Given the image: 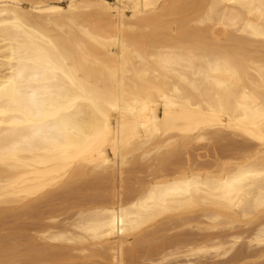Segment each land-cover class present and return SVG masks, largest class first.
<instances>
[{
  "label": "bare ground",
  "instance_id": "bare-ground-1",
  "mask_svg": "<svg viewBox=\"0 0 264 264\" xmlns=\"http://www.w3.org/2000/svg\"><path fill=\"white\" fill-rule=\"evenodd\" d=\"M27 1L0 0V210L63 204L91 174L112 183L106 200L68 204L72 216L41 233L68 246L67 264H133L132 241L149 230L165 241L143 263L264 260V0ZM225 133L242 139L237 154L187 155ZM179 151L182 167L123 190L136 159L163 155L164 170Z\"/></svg>",
  "mask_w": 264,
  "mask_h": 264
},
{
  "label": "rangeland",
  "instance_id": "rangeland-1",
  "mask_svg": "<svg viewBox=\"0 0 264 264\" xmlns=\"http://www.w3.org/2000/svg\"><path fill=\"white\" fill-rule=\"evenodd\" d=\"M27 0H25V2H26ZM64 1V0H63ZM66 1V0H65ZM64 1V2H65ZM108 1H110V2H113L112 0H108ZM24 2V0H20V3H21V5L22 6H27L28 5V1H27V3H25ZM182 14H184V16L182 15ZM183 17H182V16ZM185 15H186V13H183V12H181V13H179V18H180V20L182 21V19L185 17ZM174 17V19L175 20H173V18H172V16L171 17H168V19L166 18L165 19V22H168L169 20H170V23H173L172 24V26L171 27H174V26H178L179 27V25L177 24V21H178V23L179 24H181V21L178 19V14H176V16L175 15H173ZM172 18V19H171ZM175 21V22H171V21ZM169 23V22H168ZM171 25V24H170ZM177 28V27H176ZM227 137V138H226ZM231 136L229 135V133L227 134V133H225L224 135H222L221 137H219V138H217V139H215L213 142H211V143H207V142H202V143H197L196 145H194L193 147H194V149H193V147H190L189 149H188V154L187 155H190L192 158H193V156H194V158H195V156L197 155H199V158L196 156V159H198L197 160V162H196V164L197 165H206L207 163H211V162H213L215 159H222V160H224V159H227V158H229V156H231V155H233V154H237L238 152L236 151V150H234L233 149V146H232V143H233V145L236 143V142H238V140L239 141H241L242 139H240V137H237V136H235V137H231ZM229 139H231L229 142H228V140ZM232 141V142H231ZM234 141V142H233ZM231 143V144H230ZM227 144H230V146H232V148H228V147H230L229 145H227ZM228 146V147H227ZM182 152V153H181ZM183 151H179L177 154L175 153V154H172V155H170V156H167L166 158L168 159V163H167V168H166V166L164 167V170H162L163 168H160L159 167V161L161 160V158H163V155L162 156H160L159 158H157V159H155L154 157L152 158H149V160L147 159H145V160H141L142 162L140 163V160H138V159H136L137 161V163L135 164V165H130V166H128L126 169H125V171H124V176H126L127 175V179H126V177H124L123 176V178H124V182H122L123 184H122V188H123V190H128V192L127 193H131L133 190H136V189H138L140 186H143L144 184H145V182H147L148 181V179L149 178H147V177H150L151 176V174L152 175H154L153 173L154 172H157L156 173V175H160V174H166L167 172L169 173V172H172L173 170H175V169H178V168H180V167H182L183 165H184V163H185V158H186V156H184L183 157ZM185 155V154H184ZM165 157V156H164ZM172 157V158H171ZM201 157V158H200ZM152 159V160H151ZM153 160H154V162H153ZM156 160V161H155ZM184 160V161H183ZM151 161V162H150ZM149 162V163H148ZM158 162V163H157ZM179 163L180 162V164H175V163ZM153 163V164H152ZM174 163L175 164V166H174V164L172 165V164ZM142 165V166H141ZM150 165H152V166H150ZM157 165V166H156ZM171 165L172 167H174V168H172L171 166V168L169 167V166ZM134 166V167H133ZM142 168H141V167ZM145 166V167H144ZM130 167V168H129ZM137 167V168H136ZM153 167V168H152ZM152 168V169H151ZM169 168H170V170H169ZM149 169V170H148ZM156 171H155V170ZM162 171V172H160V171ZM167 170V172L165 173L164 171H166ZM87 171H89L88 169H87ZM87 171H86V173H87ZM152 171V172H151ZM131 173V174H130ZM87 175V174H86ZM80 176L81 177V179H78V178H80V177H77L75 180L77 181V179L81 182H79V181H77V183H74L73 185L71 184L67 189L69 190V193H67V198L69 199H66L64 202H63V204L62 203H59L58 201V203L57 202H55V200L57 199V197H54L53 198V200H52V198H45V200L44 199H41V200H37V201H35V202H33V203H31L32 205H30V207L29 206H27V207H24L23 208V204H20V205H17V206H15V207H6V208H2L1 210H0V241H2V242H0V244H2V245H0V249L2 250V252H3V254H2V252L0 251V255H4V256H0V261H2V262H0V264H56L57 262H55L54 260H57L58 259V257L60 258L59 260L60 261H58V263L57 264H67V263H65V261H66V259H64V256H65V252H66V254L69 252L68 251V246H64L63 245V249H61V250H59V251H57L58 249H57V242L56 243H53L52 241H51V243H49L50 241H45V239H43V237H41L42 236V231H44L43 229H45V231H47V230H49V229H53V227H54V229H57V219H59V217H60V219L58 220V221H63V218H64V220L65 219H67L66 217L68 216V218L70 217V216H72L71 214H73V212H75L77 209H79V208H81L80 207V205L79 204H82L81 206L82 207H85V206H87V205H92V203H94V202H96V200L98 199V196H99V198L100 199H98L97 200V202H96V204L95 205H97V204H99V203H101V202H104L106 199H105V197L110 193V191L112 190V183H107V182H104L105 180H104V178L103 177H99V176H96L95 178H94V176L95 175H91V174H88V176ZM131 175V176H130ZM148 175H150V176H148ZM90 176V177H89ZM91 176H92V178H91ZM84 177H86L85 179H84ZM98 177V178H97ZM94 178V179H93ZM129 178V179H128ZM91 179V180H90ZM147 179V180H146ZM96 180V181H95ZM75 181V182H76ZM93 181H95V182H93ZM135 181V182H134ZM89 182V183H88ZM92 182V183H91ZM100 182H102V183H100ZM104 182V183H103ZM139 182H140V184H139ZM94 183V184H93ZM105 183H107V184H105ZM142 183V184H141ZM80 184V185H79ZM89 184H90V186H89ZM92 184V185H91ZM102 186V187H104V189L100 186V185ZM138 184H139V186H138ZM76 185H78V186H81V187H79V189L77 190V187L78 186H76ZM84 185H86V187H88V188H86V187H84ZM88 185V186H87ZM105 185H106V188H105ZM76 186V187H75ZM92 186V187H91ZM94 186V187H93ZM107 186H108V188H107ZM130 186V187H129ZM138 186V187H137ZM134 187H136V188H134ZM75 188V189H74ZM84 188H86V189H88L89 190V188H90V190L87 192V190L86 189H84ZM99 189H101V190H99ZM103 189V190H102ZM106 189V190H105ZM110 189V190H109ZM73 190V191H72ZM95 190V191H94ZM132 190V191H131ZM99 191L101 192V196H100V194H99ZM126 191H124V192H126ZM96 194H95V193ZM83 193V194H82ZM85 193V194H84ZM86 193H87V196H86ZM93 193L95 194V196L93 195ZM103 193V194H102ZM99 194V195H98ZM84 195V196H83ZM93 195V196H92ZM105 195V196H104ZM71 196V197H70ZM103 196V198H101ZM76 197V198H75ZM78 197H81V198H78ZM86 197H87V199H86ZM90 197H91V199H93V200H91L92 201V203H91V201L89 200L90 199ZM93 197H95V198H93ZM75 198V199H74ZM55 199V200H54ZM73 199V200H72ZM82 199V201H79V200H81ZM96 199V200H95ZM105 199V200H104ZM44 200V201H43ZM75 200H76V202L77 203H75ZM47 201V202H46ZM55 202V203H57V204H55V203H53V202ZM72 203H71V202ZM73 201H74V203H73ZM79 201V202H78ZM52 202V203H51ZM70 202V203H69ZM82 202V203H81ZM86 203V204H85ZM59 204V205H58ZM68 204H71V205H73L74 204V206H70V205H68ZM78 204V205H77ZM93 204V205H94ZM62 207H61V206ZM77 205V206H76ZM85 205V206H84ZM65 206H66V208H65ZM69 206H70V208H73V209H70L69 208ZM75 206H76V209H75ZM59 207V208H58ZM79 207V208H78ZM19 208V209H18ZM21 208V209H20ZM63 210V211H61V209ZM70 209V211H72V210H74L73 212H70L69 211V209ZM5 209V210H4ZM7 209V210H6ZM9 209V210H8ZM27 210V211H23V210ZM29 209V210H28ZM64 209H66V210H64ZM68 209V210H67ZM12 211L11 213L9 212V211ZM18 210V211H17ZM20 210H22V211H20ZM6 211H8L7 212V214H6ZM13 211H14V215H11V214H13ZM16 211V212H15ZM59 211H61V212H59ZM65 211V212H64ZM67 211V212H66ZM5 212V213H4ZM21 214H20V213ZM58 212V213H57ZM10 213V214H9ZM16 213H18V215L16 214ZM24 213V214H23ZM63 213V214H62ZM70 213V214H69ZM1 214H2V216H1ZM60 215V216H59ZM16 216V217H15ZM52 219H53V221H55V224H54V222H52L53 223V225L51 224V221H52ZM50 225V226H49ZM55 225V226H54ZM46 227H48V228H46ZM151 230H149L148 232H150ZM148 232H146V234L143 236H140V237H142L141 239L140 238H135L133 241H132V248L134 247V246H136V247H134L133 248V250L132 251H134L135 250V252L133 253L132 251H130L131 253H128L127 254V256L126 257H128L127 259L129 260V261H131V263H133V264H141V263H143V261H141V260H143V259H146V258H148V257H150V255L152 254V252L150 251V249H152V248H149V250H148V248H146V247H148V246H154L155 244L157 245H159V243L160 242H164L165 240H163L164 238H165V236L163 235V234H165L164 232L163 233H157V234H155L154 236L153 235H149V234H147ZM185 232H187V230L186 231H184V232H179L180 234L181 233H185ZM190 231L188 230V232L187 233H189ZM212 232V233H211ZM216 232H217V234H218V230H216V231H209V234H213V235H216ZM178 233V234H179ZM207 234V233H206ZM147 235H149L148 237H147ZM159 235V236H158ZM150 236H152L151 237V239L149 238ZM155 236H157V237H155ZM161 236V237H160ZM41 237V238H40ZM149 238V239H148ZM158 238V239H157ZM162 238V239H161ZM4 239V240H3ZM5 239H6V241H5ZM146 241H144V240ZM147 239H148V241H147ZM154 239V241H151L150 242V240H153ZM155 239H157V241L158 242H156L155 241ZM161 239V240H160ZM7 241H8V243H7ZM139 241H140V245L139 244H135V242L136 243H139ZM143 242V243H142ZM148 242H150V244L148 243ZM153 242V243H152ZM3 243H5L4 245H3ZM147 243V245H145ZM53 244H54V246H53ZM134 244V245H133ZM144 246H143V245ZM152 244V245H151ZM154 244V245H153ZM42 245H44L43 247H42ZM45 245H47V247L45 246ZM137 245H139L138 247H137ZM9 247L8 249L7 248H5V250H4V247ZM13 246V247H12ZM14 246H15V248H14ZM34 246V247H33ZM42 248H41V247ZM33 247V248H32ZM39 247V248H38ZM56 247V248H55ZM3 248V249H2ZM13 248V249H12ZM29 248H30V250H29ZM65 248H66V250H65ZM147 250H146V249ZM11 249V250H10ZM17 249V250H16ZM39 250L40 251V254H38V252L37 251H35L34 252V250ZM42 249V250H41ZM53 249V250H52ZM14 250V251H13ZM33 250V251H32ZM49 250V251H48ZM62 250L64 251L65 250V252H62ZM7 251V252H6ZM11 251V252H10ZM16 251V252H15ZM17 251H18V254H17ZM23 251V252H22ZM33 252V253H31V252ZM51 251V252H50ZM68 251V252H67ZM145 251V252H144ZM147 251H149V252H147ZM14 252V253H13ZM21 252V253H20ZM62 252V254H60ZM13 253V254H12ZM17 255H16V254ZM23 253V254H22ZM35 253H37L38 255L37 256H35L36 254ZM49 255V253H50V255H52L53 253V255L55 256L56 255V257H54L53 255L52 256H48V257H46L47 255ZM57 253H59V254H57ZM148 253V254H147ZM149 253H151V254H149ZM6 254V255H5ZM15 254V255H14ZM26 254V255H25ZM32 254H33V256H32ZM43 254V255H42ZM45 254V255H44ZM72 254H75V253H72ZM131 254H133V255H131ZM145 254V255H144ZM10 255V256H9ZM16 257V258H14V256ZM19 255V256H18ZM28 255V256H27ZM13 256V257H12ZM22 256H23V258H22ZM25 256V257H24ZM35 256V257H34ZM40 256V257H39ZM131 258H130V257ZM214 256V254L213 253H211V254H205L204 256H202V258L201 257H199V258H197L196 260V263L195 264H209L210 262H211V258ZM10 257L12 258V259H10ZM37 257V258H36ZM38 257H39V259H38ZM61 257H63V258H61ZM133 257V258H132ZM1 258H2V260H1ZM3 258H4V260H6V261H4L3 260ZM5 258H8V259H5ZM26 258V259H25ZM36 258V262H34V259ZM43 258V259H42ZM52 258V259H51ZM143 258V259H142ZM25 261H24V260ZM38 259V260H37ZM64 259V260H63ZM224 260V259H228L227 257L226 258H219L217 261H221V260ZM41 260V261H40ZM48 260H52V261H48ZM134 261H135V263H134ZM140 261H141V263H140ZM216 261V260H215ZM61 262V263H60ZM209 262V263H208ZM258 262H260V264H264V260H262V261H258ZM256 263V264H259V263ZM95 264H99V262L97 261ZM143 264H147V263H143Z\"/></svg>",
  "mask_w": 264,
  "mask_h": 264
},
{
  "label": "snow or ice",
  "instance_id": "snow-or-ice-1",
  "mask_svg": "<svg viewBox=\"0 0 264 264\" xmlns=\"http://www.w3.org/2000/svg\"><path fill=\"white\" fill-rule=\"evenodd\" d=\"M258 242H259L261 245H264V233H261V234L259 235Z\"/></svg>",
  "mask_w": 264,
  "mask_h": 264
}]
</instances>
